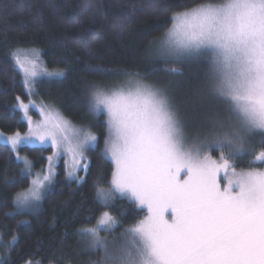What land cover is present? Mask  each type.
<instances>
[{
  "label": "snow or ice",
  "instance_id": "1",
  "mask_svg": "<svg viewBox=\"0 0 264 264\" xmlns=\"http://www.w3.org/2000/svg\"><path fill=\"white\" fill-rule=\"evenodd\" d=\"M160 51L174 59H206L209 94L228 105L235 123L189 140L168 96L132 73H126L129 79L123 86H92L89 111L107 113L101 158L110 156L115 166L111 186L98 187L97 200L106 204L119 193L147 215L125 229L132 239L115 249L100 235L118 224L107 211L95 226L82 228L78 235L86 247L102 252L99 262L91 264H264V171L256 167L257 161L264 164V151L255 155L248 170L237 171L230 163L252 155L253 136L264 135V0H225L174 14ZM12 56L28 95H34L40 51L18 48ZM15 100L13 110L24 113L29 132L6 138L0 133V140L15 152L18 145L50 139L54 156H60L61 148L71 154L67 176L79 183L82 178L76 173L84 150L95 146L98 137L76 128L70 138L69 122L46 111L50 106L41 107L44 121L33 127L31 101L24 103L20 96ZM214 150L221 152L219 161L208 154ZM48 159L47 171L15 193L17 210L39 207L55 175L53 157ZM23 162L30 175L33 165L26 158Z\"/></svg>",
  "mask_w": 264,
  "mask_h": 264
},
{
  "label": "trees",
  "instance_id": "2",
  "mask_svg": "<svg viewBox=\"0 0 264 264\" xmlns=\"http://www.w3.org/2000/svg\"><path fill=\"white\" fill-rule=\"evenodd\" d=\"M216 1L0 0V132L12 135L27 130L19 109L13 110L17 96L24 102L29 99L12 56L19 48L38 49L47 73L63 72L62 76L40 78L33 97L57 108L67 120L98 137L87 152L89 167L79 173L83 175L80 182L69 180L59 163L40 208L33 214L15 209V193L28 188L30 179L23 162L7 145L0 144V264L99 262L100 254L89 252L78 233L95 226L104 211L118 221L111 231L118 240L131 236L125 229L142 220L145 211L117 194L106 204L97 200V188L111 186L114 166L108 157L101 158L107 125L102 114L89 111L91 88L109 86V81L128 76L126 73L144 82L166 83L169 91H161L168 96L182 126H186L184 131L190 128L197 133L206 126L207 116L202 113L217 103H225L209 97L204 87L205 65H193L189 59H178L184 64L159 60L148 49L170 28L174 14ZM251 143L252 155L230 161L237 171L248 170L255 155L264 151V135L255 134ZM51 153L50 147L18 149L35 171L45 167ZM208 154L218 161L221 156L219 150ZM256 167L264 171L259 161Z\"/></svg>",
  "mask_w": 264,
  "mask_h": 264
},
{
  "label": "rangeland",
  "instance_id": "3",
  "mask_svg": "<svg viewBox=\"0 0 264 264\" xmlns=\"http://www.w3.org/2000/svg\"><path fill=\"white\" fill-rule=\"evenodd\" d=\"M225 0H218L216 2H212V3H206V4H203V5H219V4H222L224 3ZM201 6V5H200ZM184 13V12H183ZM182 14V13H180ZM172 27V24L170 26V28ZM169 28V29H170ZM165 38V34L157 41L153 42L150 46H149V49H148V53L154 57H156L157 59L159 60H165V61H170V60H176V64L177 63H183L181 61H178V59H174L170 56H166L164 55L161 51H160V47H161V41ZM196 62H197V65H200V64H203V66L205 65V68L207 69L208 68V65H207V61L206 59L204 58H197V59H189V63H193V65H196ZM38 64H41V67H38L37 68V72L39 73V75L37 77H35V81L37 82L40 78H43V77H51V76H48L46 75L45 73L46 72V69L44 68L41 60L37 62ZM200 63V64H198ZM14 64H15V61H14ZM184 64V63H183ZM185 64H188L185 63ZM16 66V65H15ZM18 69V68H17ZM19 70V69H18ZM21 73V72H20ZM206 73H207V70L205 71V81H206V85H204L205 89L207 88L208 89V86H207V79H206ZM22 74V73H21ZM23 76V74H22ZM129 77L128 76H117L115 78H113L111 81H109V86H123L127 83ZM145 83L149 84V85H152L153 87L159 89V90H162V89H165L167 91H169V88L167 87L166 83H162V82H155V81H152V80H147ZM36 84V83H35ZM35 84H34V87L32 88V92L34 93L35 95ZM167 88V89H166ZM28 89H27V93H28ZM163 92V91H162ZM208 95L209 97L213 100V101H216V102H219V99L218 97H215L213 95H210L209 94V91H208ZM29 96V95H28ZM221 100V99H220ZM31 101V104L33 105V107L30 108V111H29V116L31 117L32 119V124H33V127H35V125L37 124H41L43 121H44V115L41 113V107L42 106H48L46 104H44L41 100H38L37 98H34L33 95L29 96V99L27 102H24V103H29ZM217 105H214L210 110H207V112H204L202 114H206L207 116V120H206V126H203L199 129V131L196 133L195 131L197 130H191L190 128H188V131L186 132V128H185V135L186 137L191 140L193 139L194 137H201L203 138L204 136L208 135L212 130L213 128H215L216 130L218 131H224V130H227L229 128L230 125L234 124L235 121L232 117V113L228 107V105L226 103H217ZM220 105V106H219ZM53 107V106H52ZM50 107L47 110H50V111H53L54 113H59V115L67 120L63 115L62 113L55 107ZM221 109V110H220ZM20 111V110H19ZM21 112V118L22 120L26 123L27 125V130L25 133H22L21 136H25L28 134L29 132V124H28V120L27 118L24 117V113L22 111ZM99 114H102L104 117H105V121L107 120V113L105 110L101 109L100 113ZM201 114V113H199ZM220 116V117H217V116ZM193 117V115H192ZM191 117V121L192 123L194 122V120L192 119ZM217 117V119H215ZM215 119V120H214ZM214 120V123H213V126H209L212 121ZM69 122V129L68 131L66 132V135H68L70 138H72L73 136V129H76V128H82V129H87L88 131H91L89 130L88 128L86 127H83L81 125H78V124H75V123H72L71 121L67 120ZM107 125V124H106ZM185 126V125H184ZM184 126H183V129H184ZM186 127V126H185ZM194 128V127H193ZM92 132V131H91ZM195 132V133H194ZM1 133V132H0ZM93 133V132H92ZM194 133V134H193ZM94 134V133H93ZM256 134H260L259 132H257ZM14 135V134H12ZM95 135V134H94ZM7 136H10V135H5L4 134V137L6 138ZM254 137V136H253ZM58 139H62V137H58ZM253 139V138H252ZM252 142V141H251ZM0 144H3V145H7L10 150H11V145L10 144H6L3 142V140H0ZM22 147L21 145H18L17 146V150L15 152H12L15 154L16 158L17 156L21 157L19 154H18V149ZM27 147H37V148H44V147H50L52 149V153L48 156V158L51 156L53 157L51 163L53 165V171L54 173L56 174V170H57V166L59 165V163H62L63 166H64V170H65V174H66V177L68 178L67 176V170L71 168L72 166V156L70 153H67L64 148H61L60 149V156L57 157V156H54L53 153L56 151V149H54L52 147V144H51V140H47V142L45 144H41V142L39 140H35V143L33 145H27ZM94 147V146H93ZM93 147H87L85 148L84 150V160L80 166V169L77 171L76 175L83 178V175H79L80 172L84 171V167L83 165L86 164V161H87V158H86V155H87V152L89 149L93 148ZM110 160H111V157L109 156L108 157ZM27 159V158H26ZM18 160V159H17ZM24 158L21 157V159H19V161L23 162ZM28 160V159H27ZM112 162V161H111ZM24 164V162H23ZM113 164V163H112ZM114 166V164H113ZM49 167V159H47V163L45 165V167L42 169V170H39V171H35L33 168L31 169V174L29 175L28 171L25 170V173H27V175L29 176V179H30V183H29V186L31 185V180L36 178L37 177V174L39 173H42V172H46L47 169ZM115 168V166H114ZM25 169V168H24ZM231 172V169H229V173ZM55 176V175H54ZM220 176L224 178L223 182L226 184L227 183V177L225 175V173L223 172V170L221 171L220 173ZM42 178V177H41ZM69 179V178H68ZM70 180V179H69ZM74 181V180H72ZM28 186V187H29ZM50 184L47 185L46 189L43 191L42 193V198L45 194V192L47 191V189L49 188ZM27 189V188H26ZM117 195H120L119 193H116ZM121 196V195H120ZM42 200V199H41ZM41 203V201H40ZM40 203H39V207L36 208V209H21V210H16L18 212H22V213H28V214H33V213H36V211L40 208ZM134 203V202H133ZM136 205V204H135ZM139 207V206H137ZM139 209H141L139 207ZM145 211L146 215H147V210L146 209H142ZM145 215V216H146ZM144 219V218H143ZM100 235L107 241L108 245L110 248H118L119 246L121 245H124V244H127L131 239L132 237L131 236H127V237H123L122 239L118 240L117 239V236H115L114 234H112L111 232L108 233V232H101ZM89 252H93L95 253L96 255L97 254H100V257L102 255V252H98V251H95V250H91V249H88Z\"/></svg>",
  "mask_w": 264,
  "mask_h": 264
}]
</instances>
